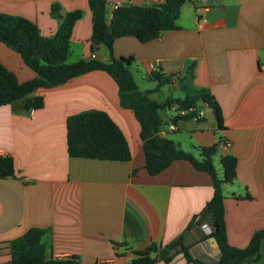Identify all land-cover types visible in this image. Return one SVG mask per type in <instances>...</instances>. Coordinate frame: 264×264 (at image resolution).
<instances>
[{"label":"crops","instance_id":"1","mask_svg":"<svg viewBox=\"0 0 264 264\" xmlns=\"http://www.w3.org/2000/svg\"><path fill=\"white\" fill-rule=\"evenodd\" d=\"M116 1L152 4L108 0L109 11ZM53 4L61 16L75 9L82 12L70 37L69 50L75 51L71 62L88 60L91 53L109 60L103 46L91 50L88 0H0V12L24 16L37 24L42 35L50 36L61 22L52 14ZM176 23L177 29L147 42L134 36L116 38L113 55L133 57L129 66L133 79L155 102L183 99L187 78L194 89L214 98L221 124L213 108L200 101L205 118H182L173 131L168 129L170 112L159 109L158 133L196 158L202 147H216L220 139L231 142L228 152L216 149L211 159L221 178V158L227 154L236 158L235 179L222 185L224 221L228 243L243 248L255 231L264 230V70L259 68L264 64V0L189 1L181 6ZM152 61L159 65L155 71L149 68ZM0 62L20 82L35 75L2 42ZM166 76L171 78L163 82ZM33 95L42 96L41 108L25 110L20 102L0 106V155L12 157L14 166V175L0 176V245L38 227L46 229L43 240L50 257L73 255L81 264H110L150 244L163 247L179 235L186 242L195 239L194 223L213 195L210 175L185 159L150 175L144 166L139 122L121 106L117 83L109 74L93 70L60 85L38 88ZM86 110L108 113L126 137L131 159L67 154V117ZM259 254L257 260L240 264H264V240ZM8 258L2 252L0 263ZM151 264L194 263L180 252L169 263Z\"/></svg>","mask_w":264,"mask_h":264},{"label":"trees","instance_id":"2","mask_svg":"<svg viewBox=\"0 0 264 264\" xmlns=\"http://www.w3.org/2000/svg\"><path fill=\"white\" fill-rule=\"evenodd\" d=\"M189 1L195 0H164L152 4L121 3L109 11L108 0H88L92 12L89 38L91 50L103 46L109 56L107 61L90 58L67 62L72 29L82 15L79 9L61 16L59 6L53 4L52 14L61 17V22L50 36L42 35L37 24L24 16L0 12V42L18 53L35 73L32 78L20 82L15 73L0 62V106L20 102L25 110L39 109L43 106V98L33 95L36 89L60 85L93 70L106 72L117 83L121 106L130 109L139 122L144 166L150 175L158 174L178 159L188 160L195 169L210 175L213 195L205 207L209 208L215 218V232L211 235L216 238L222 253L217 264L254 261L260 255L259 247L264 240V230L255 231L243 248L230 245L226 237L222 185L235 179L236 158L230 154L221 158L223 176L220 178L211 159L217 149L215 146L202 147L201 157L196 158L183 151L173 140L158 133L162 124L158 111L167 109L171 103L188 107L200 101L205 102L213 108L216 119L221 124V112L214 98L205 90L194 89L187 78L183 85L186 91L183 99L155 102L149 99L145 91L138 89L133 79L129 68L133 57L113 55V42L116 38L134 36L140 42H147L158 38L165 30L177 29L180 8ZM170 78L171 76H166L162 81L168 82ZM66 150L70 157L101 160L127 161L132 156L123 132L103 110H86L67 117ZM12 175V157L0 155V176ZM45 234L46 229L32 227L21 236L0 245V254L4 252L9 256L2 264H81L79 258L73 255L59 260L51 259L43 240ZM182 240L183 235H179L163 247L150 244L143 250L135 251L132 264H151L157 260L169 263L180 252L187 262L208 264L203 259L193 257Z\"/></svg>","mask_w":264,"mask_h":264},{"label":"built area","instance_id":"3","mask_svg":"<svg viewBox=\"0 0 264 264\" xmlns=\"http://www.w3.org/2000/svg\"><path fill=\"white\" fill-rule=\"evenodd\" d=\"M164 0H151V3H161ZM121 2H114L112 3V5H110V11L114 8H116L118 5H120ZM203 9H206V6L203 7ZM90 58H96L95 53H91ZM159 65L157 64V62L152 61L149 63V68L151 71H155L157 70L159 67ZM259 68L261 70H264V64H260ZM174 80L178 79V75L173 76ZM203 104H205V102H202ZM167 110L170 112L171 114V118L168 122V129L169 131H173L175 129H177V121L182 119V118H191L195 121H200L202 119L205 118L206 113L205 110L203 108L202 105H199V103H197L196 105H192V106H188V107H183V106H179L176 103H171L169 105V107L167 108ZM216 148L223 151V152H228L231 148V142L227 139H220L219 141H217L216 143ZM66 257H61V256H52L51 259H64ZM135 258V253L134 252H128L127 254L123 255V256H119L116 257L114 260L110 261V264H132L133 259ZM44 264H48L47 262Z\"/></svg>","mask_w":264,"mask_h":264},{"label":"water","instance_id":"4","mask_svg":"<svg viewBox=\"0 0 264 264\" xmlns=\"http://www.w3.org/2000/svg\"><path fill=\"white\" fill-rule=\"evenodd\" d=\"M101 61H103V59H101ZM214 221L215 218L213 213L208 207H205L201 216L194 223L192 231L196 235L195 239L190 242L183 240L184 246H191L189 251L192 254H203L202 259L208 264H217L218 260L222 256L214 235H210L208 238L203 239L206 233L210 234L215 232V229L213 228Z\"/></svg>","mask_w":264,"mask_h":264},{"label":"rangeland","instance_id":"5","mask_svg":"<svg viewBox=\"0 0 264 264\" xmlns=\"http://www.w3.org/2000/svg\"><path fill=\"white\" fill-rule=\"evenodd\" d=\"M75 59V51L74 52H70L68 58H67V62H71V60Z\"/></svg>","mask_w":264,"mask_h":264}]
</instances>
